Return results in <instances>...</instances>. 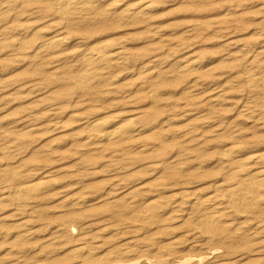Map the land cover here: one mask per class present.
<instances>
[{
	"label": "rangeland",
	"instance_id": "obj_1",
	"mask_svg": "<svg viewBox=\"0 0 264 264\" xmlns=\"http://www.w3.org/2000/svg\"><path fill=\"white\" fill-rule=\"evenodd\" d=\"M54 1L0 0V264H76L82 237L96 256L144 250L137 264H173L180 256L264 264V232L243 248L201 234V245L192 246L204 209L181 211L165 198L212 193L229 172L222 155L233 141L243 149L238 158L264 152V113L251 117L246 109L264 99V0H101L77 15ZM139 6L149 8L120 17ZM55 35L65 44L35 52ZM102 43L122 45L125 64L108 69L105 82L83 86L75 78L94 68L86 58ZM217 93L223 98L214 101ZM101 118L110 128L133 122L136 135L87 148L97 144L90 125ZM46 180L42 193L17 207L14 187ZM158 184L167 189L156 192ZM81 198L86 205L76 204ZM152 200L165 206L158 217L133 222ZM249 216L227 222H251L249 235L264 225V213ZM20 233L28 234L23 242ZM176 239H188L182 254L161 257Z\"/></svg>",
	"mask_w": 264,
	"mask_h": 264
},
{
	"label": "bare ground",
	"instance_id": "obj_2",
	"mask_svg": "<svg viewBox=\"0 0 264 264\" xmlns=\"http://www.w3.org/2000/svg\"><path fill=\"white\" fill-rule=\"evenodd\" d=\"M100 2H101V0H57L53 4H55L54 6L64 14L77 15V14H81L84 12H89V11L95 10L99 6ZM147 6L150 7V5H147ZM147 6L143 7V8H141L142 6L141 7L139 6V8L138 7L137 8H129V9L125 8V10H123L122 13L120 14V17L122 19H134L136 17H139L142 14H145L146 9L149 8ZM66 39H67V37L58 36V35H55V36H52V37H49L46 39L44 38V40H42V42L39 43L38 46L36 47L35 52L37 54L41 55V53H46V52L48 53L51 51L58 50L59 47H61L63 44H65ZM125 53H126L125 48L122 45L118 46V45H115L113 43L112 44L102 43V44L96 46L90 52V55L86 58L88 61V64H90V65L93 64L94 68H88L87 70H85L82 74H80L77 78H75V79H77L76 81L79 84H81L83 86H87V87L92 86V84L96 81H99V83L105 82L104 79H106L107 70L110 69L111 67H117L118 65L123 64L126 60ZM195 63H196V61H195ZM192 64H190V65H192ZM187 67H188V65H187ZM182 70L184 71L183 68H182ZM249 75H248L249 76L248 80H250V82H252L251 80L256 81L255 77H251V74H249ZM260 80L263 81L264 78L262 77ZM219 94H218V96L216 95V97H214V99H213L214 101L220 100V97H222L221 96L222 94L221 95H219ZM218 103L219 102H217L215 104H218ZM246 107H247L246 109L251 110V111H249L250 115L252 113H255V112H257V113L262 112L261 114H263L264 113V99L255 102L253 105H250L249 107L248 106H246ZM251 117H252V115H251ZM251 117L249 116V118H251ZM253 117H254V115H253ZM255 117H256V115H255ZM258 117H259V115H258ZM257 120L258 119H256V121ZM108 125H109L108 121L106 122L105 119L101 118V119L95 120L92 123V125H90L91 126L90 129L93 130L92 133L94 132L92 138L96 139L97 144L94 142V143L88 145L89 143H87L88 142L87 141L86 142L87 146L85 145L86 143H84V145L87 148H88V146H92V147H94V145L99 146V143L102 145V142L107 143V144L123 145V144L129 142L130 140H132V138L136 135V129L137 128L133 122H131V123L130 122H128V123L124 122V123H120V124H116V125L114 124L115 126L113 128H110L109 127L110 125L109 126ZM233 137L234 136H232L231 138H233ZM231 138H230V140H231ZM234 139H235V137H234ZM84 147H83V149L86 150V148H84ZM241 148L242 147L240 144H237V142L233 141V142L229 143L226 150L223 151L224 154L222 155V160L224 162L223 161H221V162H223L224 166L228 167L227 169H229V172L226 174V177L224 179H222V181L218 182L216 184V186L214 185V187H216V189L214 191H212V193H209L206 196L205 195L204 196H196V193L192 194L193 193L192 192L190 194V193H188V191L184 190V191L177 192V193H171L168 196L166 195L165 198L167 199V202L168 203L170 202V204L173 205L174 207H177V208L179 207V210L181 208L184 209L185 207H189L190 209L192 207L193 210H195L194 208H196V207H198L200 209L201 208L204 209V212L199 217L198 225H200V226H198L197 227L198 229H196L198 231L193 232L194 233L193 235H195L193 238L190 237V238H192V240H194L193 242L191 241L192 246H200L201 245L200 244L201 241L197 240V238H199V237H197L198 234H201V235H203V237L207 238L208 242H210V241L212 242L215 240V243H217L216 240H220L222 242H228L227 244L229 246L231 245L229 247L230 249H231V247L232 248L234 247V245H235L234 243H236L235 247L243 248V247H246L248 244L250 245L251 239L256 238L257 236H259L260 233L264 232V231H262L264 229V227H263L264 225L262 226V224H258V226H257L258 228L256 227V230H254L255 228H250V234L246 235L245 233L249 229V228H247V226L251 222H249L247 225L244 223H241V225H238V226H234L233 222H231V221L227 222V220H229V218L231 216L233 217V215H250L249 217L256 215L257 217H259L260 215H262V213H264V152L263 151H255L253 153H250L246 158H238L237 157L238 153L243 150ZM122 150H125V149L124 148L120 149V151H122ZM46 182H47V180L46 181H40L37 183H32V184H22V185H18L16 187H14V189L12 191V194H13L12 196H13L14 202L17 204V207L18 206L24 207V205L27 204L26 202L29 199L35 198L37 196V194L39 195V193H42L41 191L44 189V186L46 184H48ZM166 189L167 188L165 187V184H158V185H156L155 191L156 192H163ZM85 202L86 201L82 199L79 202L77 201L76 204L82 205L84 203L86 205ZM110 203H112V202H110ZM28 204H29V202H28ZM115 204H118V203H115ZM133 204H135V200H132L129 205L132 207H135V206H133ZM164 208H165V206L163 204H159L155 200L147 201L144 204V207L142 210H137V212L135 210V212L132 214L133 216H135V218L132 217L131 219L133 222L134 221L136 222V220L138 222L142 221V220L143 221H150V220H153L154 218L158 217V214L161 213L164 210ZM182 209H181V211H183ZM131 210L134 211V209H132V208H131ZM179 210L177 212H180ZM184 212H181V214L180 213L179 214L184 215V214H182ZM257 212H259V213H257ZM179 214L177 213V215L176 214L175 215L178 217ZM189 218H191V217H189ZM260 218H263V216L257 218V220H259ZM257 223H256V225H257ZM263 223H264V221H263ZM23 225H24V222H23ZM252 226L254 227V225H251V227ZM62 228H64L63 230H65L69 233H73V234L75 233V229H72V226H70V225H63L62 224L60 230H62ZM27 235L28 234L20 233L16 238L19 239L18 241H21V240H24V238H26ZM190 235H187V236H190ZM187 240L182 241V239H180V240L176 239L172 243L167 244V246H165V248H166L164 251L165 253H163L161 251L162 252L161 257L166 256L165 254H167L168 256H172V255L177 256V255L182 254L180 252L182 250L181 248H182L183 244L185 242H187ZM207 240H205V241H207ZM77 241H82V243H80L79 247L73 249V251L77 252L76 255H78V257H77L78 261L76 264H137V261L135 260L137 258L136 255L138 256V258H140V257L142 258V255H144V253H145L144 250L136 253V251H134L133 248H132V250L128 249V248L127 249L118 248V249H113L111 251H108L103 256H96L95 250H98L95 247L96 245L92 246L93 244L89 243V241H87L85 237L79 238ZM21 242H23V241H21ZM15 243H18V242H15ZM202 244H205V243L202 242ZM14 245H17V244H14ZM225 246H226V244H225ZM102 248H103V246H102ZM20 250H22V249H20ZM135 250H136V248H135ZM15 251L19 252V251H17V249H15ZM210 253H212V252H210ZM213 254H214V252H213ZM180 257H179L180 259H178L176 257L178 260H176L173 264H187V263L204 264L205 260L208 258L207 256H199L196 259L194 258V260L192 261L189 258H186L187 256L184 258H182L183 256H180ZM133 258H135V259H133ZM190 258H193V257H190ZM236 262H239V261H236ZM236 262L235 261L234 262L226 261L223 263L220 262L219 264H241V263H236ZM252 262H253V260L251 259L249 262H247V263L245 262L243 264H255Z\"/></svg>",
	"mask_w": 264,
	"mask_h": 264
}]
</instances>
